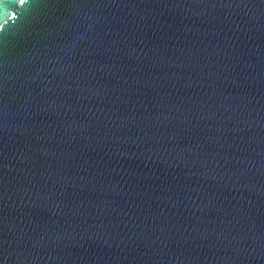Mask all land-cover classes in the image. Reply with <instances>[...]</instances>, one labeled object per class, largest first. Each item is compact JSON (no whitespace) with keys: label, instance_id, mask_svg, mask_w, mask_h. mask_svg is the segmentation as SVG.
Listing matches in <instances>:
<instances>
[{"label":"water","instance_id":"obj_1","mask_svg":"<svg viewBox=\"0 0 264 264\" xmlns=\"http://www.w3.org/2000/svg\"><path fill=\"white\" fill-rule=\"evenodd\" d=\"M0 264H264V0H0Z\"/></svg>","mask_w":264,"mask_h":264},{"label":"snow or ice","instance_id":"obj_2","mask_svg":"<svg viewBox=\"0 0 264 264\" xmlns=\"http://www.w3.org/2000/svg\"><path fill=\"white\" fill-rule=\"evenodd\" d=\"M22 2H24V0H22Z\"/></svg>","mask_w":264,"mask_h":264}]
</instances>
